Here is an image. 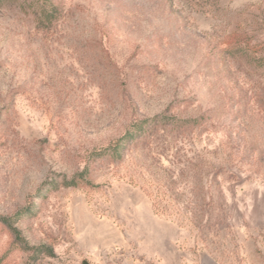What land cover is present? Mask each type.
<instances>
[{
    "label": "rangeland",
    "instance_id": "374dc122",
    "mask_svg": "<svg viewBox=\"0 0 264 264\" xmlns=\"http://www.w3.org/2000/svg\"><path fill=\"white\" fill-rule=\"evenodd\" d=\"M0 264H264V0H3Z\"/></svg>",
    "mask_w": 264,
    "mask_h": 264
},
{
    "label": "trees",
    "instance_id": "16d2710c",
    "mask_svg": "<svg viewBox=\"0 0 264 264\" xmlns=\"http://www.w3.org/2000/svg\"><path fill=\"white\" fill-rule=\"evenodd\" d=\"M3 0H0V3H2Z\"/></svg>",
    "mask_w": 264,
    "mask_h": 264
}]
</instances>
